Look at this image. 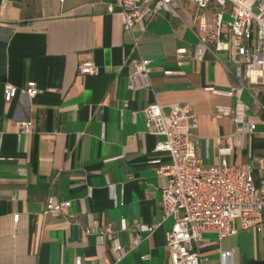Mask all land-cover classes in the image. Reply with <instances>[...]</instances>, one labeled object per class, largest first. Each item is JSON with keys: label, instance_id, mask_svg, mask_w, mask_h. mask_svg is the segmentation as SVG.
<instances>
[{"label": "crops", "instance_id": "crops-1", "mask_svg": "<svg viewBox=\"0 0 264 264\" xmlns=\"http://www.w3.org/2000/svg\"><path fill=\"white\" fill-rule=\"evenodd\" d=\"M106 2L0 0V264H169L172 221L163 219L165 180L157 175L169 158L154 151L160 138L143 116L147 106L190 105L204 166H248L255 184L262 176L264 87L239 98L255 125L252 140L220 156L215 140L234 125L217 111L236 107L230 90L237 81L227 54L213 45L197 58L196 7L174 0L175 13L163 11L143 31L127 32ZM136 58L150 61V87L131 92ZM83 65L98 74L81 75ZM29 82L40 90L35 98L17 94L4 102L6 85L22 90ZM18 122L29 123V132ZM49 198L64 206L48 212ZM107 229L118 254L107 237L98 240ZM194 247L201 264H225L226 251L233 252L230 264H264V226L220 241L208 230Z\"/></svg>", "mask_w": 264, "mask_h": 264}, {"label": "built area", "instance_id": "built-area-1", "mask_svg": "<svg viewBox=\"0 0 264 264\" xmlns=\"http://www.w3.org/2000/svg\"><path fill=\"white\" fill-rule=\"evenodd\" d=\"M6 1V0H3ZM63 1V0H60ZM107 12L118 13L123 29L134 32L144 30V24L163 11L175 13L174 0H106ZM196 7L193 26L198 38L197 58L213 45L215 52L227 54V70L237 86L231 88L235 97L234 109L219 108L218 113L231 119L232 134L217 138L215 144L220 156L231 155L244 138L252 140L255 125L247 121V107L239 101L250 87H264V0H186ZM136 48V46H135ZM186 52L179 50L178 59ZM133 72L128 75L127 89L131 92L150 87V61L136 58L131 61ZM81 75H96L91 65L78 68ZM40 93L33 82L19 90L6 85L3 98L9 104L17 94L32 100ZM144 118L152 125L153 135L160 138L155 152L168 155L169 163L159 166L157 175L164 178L161 188L160 209L164 220L172 226L166 234L169 264H201L195 249L205 231H214L218 240L233 237L239 232L254 230L261 233L264 226V159L259 160L262 176L257 184L248 166L228 165L222 161L218 166L206 167L197 153L194 132L197 118L190 105L171 104L164 110L150 105L142 110ZM20 132H29L27 122H18ZM64 205L47 201L48 212H58ZM19 215L12 217L17 225ZM150 231L149 228H144ZM108 238L115 254L121 246L110 230L101 231L98 240ZM139 243L133 242L135 248ZM232 251L222 252L221 259L230 264ZM75 264H81L78 259Z\"/></svg>", "mask_w": 264, "mask_h": 264}]
</instances>
